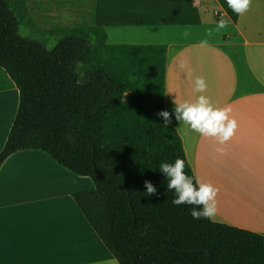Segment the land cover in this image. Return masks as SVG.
Returning a JSON list of instances; mask_svg holds the SVG:
<instances>
[{"label":"trees","instance_id":"16d2710c","mask_svg":"<svg viewBox=\"0 0 264 264\" xmlns=\"http://www.w3.org/2000/svg\"><path fill=\"white\" fill-rule=\"evenodd\" d=\"M216 1L236 24L226 0ZM19 26L57 44L21 37ZM37 30L0 0V67L19 93L0 167L17 151L41 150L89 178L94 189L72 197L118 264H264L262 235L193 220L191 205L171 204L160 162L183 159L197 181L178 133L156 115L166 46L108 45L97 26ZM146 180L158 195L145 192Z\"/></svg>","mask_w":264,"mask_h":264},{"label":"crops","instance_id":"0c3cea01","mask_svg":"<svg viewBox=\"0 0 264 264\" xmlns=\"http://www.w3.org/2000/svg\"><path fill=\"white\" fill-rule=\"evenodd\" d=\"M7 1L37 28L97 26L108 45L166 46L164 110L206 95L236 122L223 144L183 121L168 124L197 183L217 189L213 222L264 237V0H250L236 24L216 0ZM222 19L227 23L218 28ZM60 20L67 26L54 24ZM198 76L205 79L204 93L193 92ZM18 102L15 84L0 67V152ZM93 189L89 178L41 150L9 156L0 167V264H118L72 197Z\"/></svg>","mask_w":264,"mask_h":264},{"label":"clouds","instance_id":"9594fccd","mask_svg":"<svg viewBox=\"0 0 264 264\" xmlns=\"http://www.w3.org/2000/svg\"><path fill=\"white\" fill-rule=\"evenodd\" d=\"M228 7L236 14L242 15L248 11L250 0H226ZM227 21L220 20L218 28L225 27ZM203 41L202 44H206ZM183 67V65H181ZM193 92L204 93L207 85L203 77H196L193 81ZM228 109L214 108L206 95H198L194 102L184 101L176 104L171 112L160 110L156 115L171 124L173 118L183 121L188 127L207 137H215L223 144L232 135L236 128L235 120L229 119ZM186 163L181 158L174 162L162 161L159 164V173L167 179V190L172 191L174 198L171 204L175 206L191 205L189 215L193 220H215L217 214V189L209 183H194L193 178L185 172ZM145 192L158 195L157 187L150 181H144ZM97 264H113L111 260H101Z\"/></svg>","mask_w":264,"mask_h":264},{"label":"rangeland","instance_id":"374dc122","mask_svg":"<svg viewBox=\"0 0 264 264\" xmlns=\"http://www.w3.org/2000/svg\"><path fill=\"white\" fill-rule=\"evenodd\" d=\"M60 7H62V8H65V9H71V8H73V9H71V10H75V8L77 7L76 5H73V6H70V5H66V6H64V5H60ZM78 12V11H77ZM40 14V13H39ZM68 19V18H67ZM64 20V19H63ZM68 20H70V19H68ZM68 23V25L70 26L71 25V23L70 22H67ZM81 23H84V22H81ZM23 24H27V23H23ZM54 24L56 25V26H67V25H65V21H62L61 22V20L59 21V22H54ZM75 27V26H74ZM77 27V26H76ZM70 28H72V27H70ZM31 29V28H30ZM30 29H25V28H23V27H21V26H19V32H18V34L21 36V37H24V38H28V39H32V40H40V41H42L43 43H47L48 44V48L50 49V48H52V47H54L56 44H57V41H58V39H57V37H49V36H47V35H38L39 33H36L35 32V30L36 29H34V30H32V31H30ZM47 28H38V30H40V31H42V32H47V31H51V30H55V29H65V28H62V27H55V28H51L50 30L48 29V30H46ZM37 30V31H38ZM34 31V32H33Z\"/></svg>","mask_w":264,"mask_h":264}]
</instances>
